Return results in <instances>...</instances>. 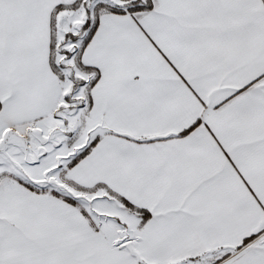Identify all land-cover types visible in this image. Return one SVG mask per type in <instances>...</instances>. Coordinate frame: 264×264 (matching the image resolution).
<instances>
[{
	"label": "snow or ice",
	"instance_id": "snow-or-ice-1",
	"mask_svg": "<svg viewBox=\"0 0 264 264\" xmlns=\"http://www.w3.org/2000/svg\"><path fill=\"white\" fill-rule=\"evenodd\" d=\"M0 264H264V0H0Z\"/></svg>",
	"mask_w": 264,
	"mask_h": 264
}]
</instances>
